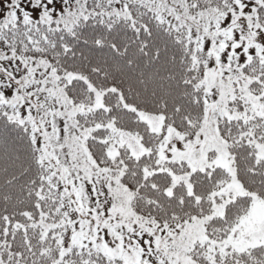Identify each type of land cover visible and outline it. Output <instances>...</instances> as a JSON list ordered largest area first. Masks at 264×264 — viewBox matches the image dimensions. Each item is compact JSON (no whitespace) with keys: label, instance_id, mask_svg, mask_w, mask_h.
I'll return each mask as SVG.
<instances>
[{"label":"trees","instance_id":"trees-1","mask_svg":"<svg viewBox=\"0 0 264 264\" xmlns=\"http://www.w3.org/2000/svg\"><path fill=\"white\" fill-rule=\"evenodd\" d=\"M98 2L108 3L106 0H89L90 7ZM192 2L203 3L204 0ZM211 3L215 7L222 5V0H211ZM129 6L136 16L138 4L132 2ZM260 18V23L264 24V11ZM144 19L147 22V17ZM103 20L101 23V17L97 16L94 22L89 21L78 38L67 41L73 48L72 53L66 57L61 55L58 62L53 61V66L62 74L60 82L75 103L95 101L96 93L90 85L105 92L104 106L87 115L79 114L77 118L79 125L92 128L86 140L91 156L99 166L110 167L114 173L121 171V181L133 192L131 207L139 215L143 213L146 217L150 211L155 210L157 214L163 211L178 218L177 221L169 219V224H181L195 215L209 213L213 205L211 196L228 181V170L221 165L196 169L190 172V184L179 182L169 191L173 181L170 170L180 172L190 168L185 161L160 162L158 158L169 125L174 126L184 140L192 139L201 127L206 92L205 87L197 89L194 85L203 83L204 68L186 72L188 60L185 58L182 62L181 56L176 55V48L159 42L154 44V37L148 36L143 28L137 35L130 27L131 21L121 20L109 30L108 17L104 16ZM20 27L23 29L22 24ZM97 40L103 43L98 45ZM145 40L148 48L141 51ZM157 44L161 49L159 58L156 56ZM259 68L254 61L242 72L252 79L250 89L264 103V73ZM67 73L79 78L69 84L63 79ZM236 107L243 109L242 103ZM138 109L162 115L160 130L152 129L150 123L139 116ZM111 121L121 129L138 134L149 151L135 156L122 147L113 158L107 136ZM217 123L220 133L229 142L237 178L248 190L264 197V184L253 183L264 178L260 176L264 174V158L258 156L252 142L257 139L264 143V139H260L264 135V115H255L247 123L242 117L218 115ZM36 157L29 134L22 129H15L8 143L0 144V254L11 253L18 264H32L33 254L37 252L47 257L48 249L56 247L53 237L69 234L65 230L70 227L68 223L54 227L47 237L42 234L39 219L45 214L43 212L49 215L48 220L55 222L67 219V207L62 194L52 187L46 165L41 167ZM251 205L252 196L247 194L230 201L223 215L206 222L208 235L221 239L223 230ZM35 258L47 264L41 256ZM199 263L204 264L202 260Z\"/></svg>","mask_w":264,"mask_h":264},{"label":"snow or ice","instance_id":"snow-or-ice-1","mask_svg":"<svg viewBox=\"0 0 264 264\" xmlns=\"http://www.w3.org/2000/svg\"><path fill=\"white\" fill-rule=\"evenodd\" d=\"M54 2L57 0H48L49 4ZM107 2L110 10L101 11H97L99 2L90 7L89 0H63L62 12H57L55 7L49 10L45 4L39 19H35L27 8L21 7V0H4L0 7V144L8 143L9 136L19 128L29 134L32 150L37 154L36 162L43 167L45 160H50L49 149L54 147L53 134L59 139V120L64 119V113L58 117L51 113L55 117L53 120L45 119L44 115L37 118L36 113L43 108V100L37 93L46 91L48 81L36 80V73L49 68L56 73L58 70L53 67V61L58 62L61 55L66 57L73 51L67 41L78 38L89 21L94 22L97 16L101 17V23L104 16L108 17L109 30L119 25L121 20L125 23L131 21L130 27L137 35L143 28L148 36L154 37V44L159 42L176 48V55L181 56V61L188 60L186 72H195L203 67L205 72L215 73L224 79L234 67L246 69L255 61L260 65L259 71L264 73V24L260 23L264 0H222V5L215 7L211 0H204L203 3H193L192 0H135L138 4L136 16L128 3H121V0ZM40 3L41 0H33L32 7L36 8ZM118 4L119 8L116 7ZM204 11L211 15L209 27H191L190 21L196 15L203 19ZM52 12H57L55 18ZM241 21L246 22L247 34ZM102 43L97 40L98 45ZM146 48L147 40L142 43L141 51ZM160 52L157 44V58ZM8 61H19L27 73L21 75L20 72L10 71L5 66ZM78 78L73 73L63 77L69 84ZM184 82L190 83L189 80ZM41 84L43 86L34 88V85ZM194 86L197 89L207 87L203 83ZM214 91L218 94V89ZM205 95L212 93L206 92ZM240 99L245 106V98L241 96ZM243 118L247 123V117ZM64 128L67 129L66 120ZM248 135L251 138V134ZM260 139H264V135ZM260 176L264 177V174ZM257 182L264 184V178L253 181ZM92 191L95 192V188ZM108 191L112 193V188L109 187ZM117 199V194L112 195L110 204L107 201L102 204L97 199L96 205L101 210L97 212L96 207L88 208L87 212L92 213L88 224L79 219H69L70 227L65 228L69 234L54 236L55 249L49 248L47 257L39 252L33 254L32 264H42L41 259L35 258L37 255L47 264H197L201 260L204 264H264V225L252 229L248 227L245 217L250 209H246L242 216L223 230L221 239L207 237L195 240L184 233L179 223L169 224V219L177 221L178 218L163 211L159 214L155 210L150 211L146 217L141 213L125 218L122 206L116 204ZM75 203L79 205L80 201ZM74 211L78 217L86 215L82 206ZM181 249L185 254L184 260L178 258ZM6 262L18 264L11 253L0 254V264Z\"/></svg>","mask_w":264,"mask_h":264},{"label":"rangeland","instance_id":"rangeland-1","mask_svg":"<svg viewBox=\"0 0 264 264\" xmlns=\"http://www.w3.org/2000/svg\"><path fill=\"white\" fill-rule=\"evenodd\" d=\"M132 2H135V0H121V3L130 4ZM62 3L63 0H57V2L52 4H49L48 0H41L40 5L33 8V0H21V7L27 8L35 19H39L40 13L44 11L45 4H47L49 10L55 7L57 12H62ZM3 4L4 0H0V7ZM108 5V3L100 2V8L97 11L106 8L110 10ZM116 7L119 8L120 5L118 4ZM57 12H52L54 18L57 16ZM202 15L203 19L200 18V15H196L190 21V26L194 29L196 27L208 28L211 23V15L208 11H204ZM241 26L247 34L246 22L241 21ZM5 66L12 72H20L21 75L27 73V69H24L19 61L5 62ZM58 76L62 77V74H59L58 71L54 73L52 68H49L47 71L41 69L36 73V80L41 82L48 81L46 91L44 93H37L43 100V108H41L40 112L36 113L37 118L39 119L41 115H44L45 119L53 120L60 113H64V119L59 120L61 128L59 139L53 134L52 143L54 147L49 149L50 160H45L44 164L47 167L52 187L59 190L66 203L67 219L63 218L52 222L48 220L49 215L47 212H43L45 214L39 220L44 237H47L49 231L54 227L68 223L69 219L73 221L79 219L83 223L88 224L92 215V213L87 212L88 208L96 207L97 212H99L101 209L96 205L97 199L102 204L106 201L110 204L113 194L118 195L119 199L116 200V204L118 207L122 206L125 218L139 215L131 207L133 192L122 183L121 171L114 173L110 167L99 166L91 156L86 142L92 133V128L79 125L77 120L79 114L87 115L96 108L103 106L104 90L95 88V101L90 105L75 103L67 94L65 85L60 82L61 79H57ZM29 79H31L30 76ZM251 81L252 79L244 74L242 69L235 67L224 79H220L215 73L206 72L203 84L207 85L205 91L212 93V95H205V114L197 134L190 140H183L182 135L171 125L167 129L165 141L160 146L159 161H186L190 168L189 171L180 172L170 170L173 181L169 191L179 182L189 183L190 172L194 169L222 165L230 172L229 181L224 183L212 195V210L205 215H195L190 221L179 223L183 226L184 233L190 239L199 240L200 238L209 237L206 231L207 220L211 217L223 215L228 202L246 193H250L253 197L249 215L245 217L248 227L252 229L264 225V197L260 198L239 182L233 164V157L229 149V142L221 135L217 125L218 115H226L229 118H243L246 116L247 120L255 115H264V103L260 100L259 95L250 89ZM41 86L43 85H34V88ZM214 89H218V94ZM241 89L244 91L241 92ZM28 91H33V89H28ZM241 96L247 101L243 109L236 107V105L240 106V103L243 104L240 99ZM137 111L139 116L147 120L154 129L159 130L161 128L163 123L162 115L146 113L139 109ZM51 113H55V117L50 115ZM65 120L67 121V129L64 128ZM108 126L109 153L113 158L119 154L122 147L129 149L136 156L149 151V148L142 142L138 134L121 129L112 123V121ZM49 130L51 131V129ZM252 142L257 146L259 156L264 158V143L259 142L257 139H253ZM110 180L111 184H109ZM117 181L119 182L117 183ZM109 187L112 188V193H109ZM93 188H95V192L92 191ZM220 193H224V195L220 196ZM82 197L83 199H81ZM77 200L80 201L79 205L75 203ZM80 206L86 212V215L83 217H78L77 212L74 211V209ZM106 206L107 204H105ZM92 223L94 224L95 222L93 221ZM53 232L57 233L56 231ZM177 239L179 240L180 237H177ZM184 243L187 245L188 241L185 240ZM178 258L181 260L185 259L182 249L179 251ZM197 264H199V261Z\"/></svg>","mask_w":264,"mask_h":264}]
</instances>
